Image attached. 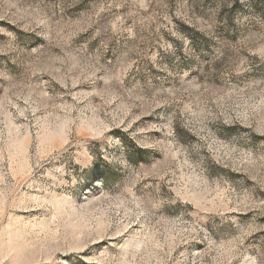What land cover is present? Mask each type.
Here are the masks:
<instances>
[{"label": "rangeland", "instance_id": "rangeland-1", "mask_svg": "<svg viewBox=\"0 0 264 264\" xmlns=\"http://www.w3.org/2000/svg\"><path fill=\"white\" fill-rule=\"evenodd\" d=\"M264 264V0H0V264Z\"/></svg>", "mask_w": 264, "mask_h": 264}, {"label": "snow or ice", "instance_id": "snow-or-ice-1", "mask_svg": "<svg viewBox=\"0 0 264 264\" xmlns=\"http://www.w3.org/2000/svg\"><path fill=\"white\" fill-rule=\"evenodd\" d=\"M80 264H83V262L81 261Z\"/></svg>", "mask_w": 264, "mask_h": 264}]
</instances>
